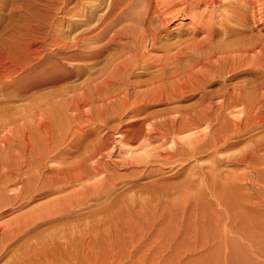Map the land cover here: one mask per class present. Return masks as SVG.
<instances>
[{
	"label": "rangeland",
	"instance_id": "374dc122",
	"mask_svg": "<svg viewBox=\"0 0 264 264\" xmlns=\"http://www.w3.org/2000/svg\"><path fill=\"white\" fill-rule=\"evenodd\" d=\"M174 1L167 9L169 22L158 34L166 45L188 41L191 28L196 27L194 35L202 39L211 21L234 0ZM91 5L94 10L83 14L93 16L94 24L105 11L95 10V1ZM54 16L55 34L62 32L70 39L83 28L75 26L82 16L74 11H57ZM1 17L5 19V14ZM106 38L89 43L98 46ZM9 42L0 45V61L12 64L8 79H0V88L6 84L0 91V124L4 113L10 121L0 125V204L8 203L0 208V264H264V151L252 157L247 154L250 139L261 136L262 129L235 138L240 140L236 147L217 155L197 149L209 130L204 123L173 136L154 132L145 142L126 141L125 128L136 118L177 117V111L192 107L199 95L171 103L149 101L137 113L127 109L120 118H112L105 103L77 105L81 92L76 87L88 76H76L74 67L80 61L76 57L27 60L17 42ZM149 43L146 40L149 61L164 55L149 50ZM46 51L55 49L47 46ZM71 52L66 50V56ZM142 74L136 78L149 77ZM240 77H232L228 84ZM206 87L214 91L219 85ZM222 113L230 122L239 117L237 108ZM102 118L107 119V128ZM57 125L82 126L83 132L71 131L61 138ZM98 138L107 146L92 157L90 147L98 144ZM51 145L56 147L49 153ZM83 159L88 168L85 179L20 200L28 178L40 188L47 173L72 168Z\"/></svg>",
	"mask_w": 264,
	"mask_h": 264
},
{
	"label": "bare ground",
	"instance_id": "6f19581e",
	"mask_svg": "<svg viewBox=\"0 0 264 264\" xmlns=\"http://www.w3.org/2000/svg\"><path fill=\"white\" fill-rule=\"evenodd\" d=\"M71 1L0 0V7L7 10L0 11V23H3L0 29V45L5 46L9 41L17 42L18 47L27 55L25 58L27 60L45 58L49 61L59 56L65 61L69 57H76V60H80L74 67L76 76L80 74L88 76L85 81L82 79L83 87L80 88L82 83L78 85L79 88L76 87L78 93L81 92L79 98L76 93L77 105H94L95 107V105L102 106L105 103L104 108L112 112V118H120L121 112L127 109L137 113L140 105L149 101L167 103L187 98L189 95H199L197 103L192 107L177 111V117L164 116L161 119H154V117L144 115L136 118L138 122L133 121L130 123L131 126L125 128L126 141L137 142L140 138L144 141L154 132L162 136H173L175 133H180L179 131L193 129L200 123H204L209 130L202 135L206 140L199 144L197 149L200 152L210 151L212 155H217L220 151L236 147L240 143L238 137L243 134L257 129L264 131L263 0H234L228 8L225 6L226 9L220 13L219 18L211 21L210 28H206L202 39L198 40L194 35L198 28H191L193 35L188 41H179L173 45L163 44L158 34L166 27L165 23L170 15L167 9L175 2L174 0H73L72 6H69ZM93 1H95V10L103 9L105 13L97 18L94 24H91L93 16L83 13L89 9L94 10L91 8ZM205 1L214 3V0ZM181 2L186 3L187 0H181ZM57 11H74L77 16H82L80 23L75 26H83V28L80 27L81 30H78L70 39L67 38V34L60 31V34L56 33L59 34L56 35L58 21L54 14ZM3 14H5V19L2 20L1 15ZM115 25H119L117 30H113ZM110 32L111 34L108 35ZM105 38L106 41L98 46H91L89 43L91 40L98 43ZM123 39L127 41L122 42ZM146 40L150 41L149 50H159L164 55L154 57V60L149 61V58L145 57ZM47 46L55 49L54 53H47ZM66 50L72 52L66 56ZM3 55L5 60L9 58L6 52H3ZM0 63L3 64L1 61ZM7 63L6 60L3 65L0 64L2 66L0 79H8L12 64L9 67ZM141 73L149 77L146 76L147 78L143 80L136 78ZM239 75H241L239 79L228 84L232 77ZM214 83H217L219 87L214 91L207 90L206 86ZM5 87L6 84L0 88V91ZM140 88L144 89L139 90ZM3 107L6 110L7 107ZM233 108L238 109L239 117L230 122L222 112L231 111ZM3 117L4 123L0 124L2 127L10 122L6 121L7 113H4ZM106 121V118H102V125L105 128H107ZM55 129L62 132V135L58 133L62 138V136L67 137L71 131L81 134L83 128L82 126L61 125L58 127L57 125ZM96 140L98 144L94 143V146L90 147L92 157L101 155L107 146L101 138ZM250 142L251 147L247 152L249 157L264 151V132L258 138L250 139ZM55 147L51 145L48 152L53 151ZM85 160L83 159L81 163L74 166L76 168L72 167L74 169L66 168L57 171L59 170L57 168L55 169L57 173L56 171L47 173L49 175H45L44 183L40 188L28 178L29 183L23 195L20 196V200L36 198L41 194L42 189L53 192L61 189L65 184L85 179L88 169ZM17 198L18 196L11 199L17 200ZM7 205L8 203L4 200L0 208ZM19 225L21 226L18 224V227ZM11 227L14 228V226ZM21 231L18 232L21 233ZM11 232L9 231V234Z\"/></svg>",
	"mask_w": 264,
	"mask_h": 264
}]
</instances>
